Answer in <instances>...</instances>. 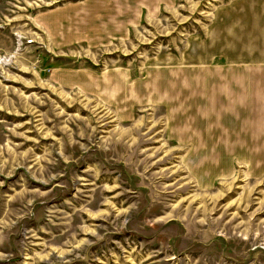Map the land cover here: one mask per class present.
Listing matches in <instances>:
<instances>
[{
    "label": "rangeland",
    "instance_id": "obj_1",
    "mask_svg": "<svg viewBox=\"0 0 264 264\" xmlns=\"http://www.w3.org/2000/svg\"><path fill=\"white\" fill-rule=\"evenodd\" d=\"M252 2L0 0V264H264Z\"/></svg>",
    "mask_w": 264,
    "mask_h": 264
},
{
    "label": "crops",
    "instance_id": "obj_2",
    "mask_svg": "<svg viewBox=\"0 0 264 264\" xmlns=\"http://www.w3.org/2000/svg\"><path fill=\"white\" fill-rule=\"evenodd\" d=\"M252 3L253 8L248 9V13H240L228 5L217 14L218 29L213 30L216 35L213 43L217 50L212 52V56L224 57L225 66H244L251 69L246 78L247 84L241 90V97L247 103L248 110L253 115L251 117L258 118L255 125L260 126L261 118L264 125V117L259 113L261 111L264 116V2L254 0ZM255 104H261L256 113L252 112Z\"/></svg>",
    "mask_w": 264,
    "mask_h": 264
}]
</instances>
